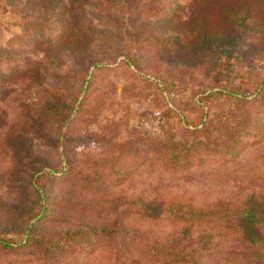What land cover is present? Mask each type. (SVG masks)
Wrapping results in <instances>:
<instances>
[{"label": "rangeland", "instance_id": "1", "mask_svg": "<svg viewBox=\"0 0 264 264\" xmlns=\"http://www.w3.org/2000/svg\"><path fill=\"white\" fill-rule=\"evenodd\" d=\"M41 5L0 0V264H264V0Z\"/></svg>", "mask_w": 264, "mask_h": 264}, {"label": "trees", "instance_id": "2", "mask_svg": "<svg viewBox=\"0 0 264 264\" xmlns=\"http://www.w3.org/2000/svg\"><path fill=\"white\" fill-rule=\"evenodd\" d=\"M37 1L38 3L42 4L41 6H39L41 13H38V15L37 13H35V15H33L34 12L29 11L31 15L28 16V18L29 20H33V21L24 26L26 29L29 30V28L30 29L37 28L39 25H42L43 28H47V27L49 28L50 24L54 22L53 20H55L57 16H59L61 18V21H66V23H68V27L66 29L67 31H70L74 37H79L80 36L79 34H82V29L78 25V22H76L77 20H75L77 16L75 7L80 0H49L47 4L45 3L44 0L43 2H40V0ZM134 2H135V6L134 5L130 6L126 0H122V3L125 5L127 11L134 10L136 12L141 11L143 5L147 3L148 0H134ZM168 2H170V0H168L166 3ZM156 3L163 7H165L166 5L165 0H156ZM71 5H75V6L72 7ZM11 6L13 7L14 3L11 4ZM25 6L27 7V4H25ZM77 7L79 8V6ZM230 13H231L230 11L227 12L228 15ZM70 21H73L71 22V25L69 24ZM13 46H14V42L12 39L8 40L5 44L0 46V64L2 62H9L10 60H12L14 56V53L12 51ZM9 50L12 51L11 59L7 58L6 55H4V53L8 54ZM183 152L184 153L187 152V149L184 150ZM169 153L172 154L173 157H178V152L175 153L173 150H170Z\"/></svg>", "mask_w": 264, "mask_h": 264}]
</instances>
